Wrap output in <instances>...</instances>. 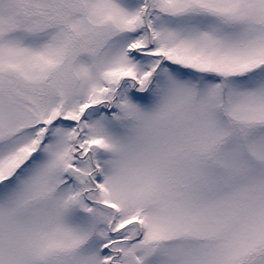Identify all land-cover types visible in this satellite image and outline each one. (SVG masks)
Returning <instances> with one entry per match:
<instances>
[{"label":"snow or ice","instance_id":"snow-or-ice-1","mask_svg":"<svg viewBox=\"0 0 264 264\" xmlns=\"http://www.w3.org/2000/svg\"><path fill=\"white\" fill-rule=\"evenodd\" d=\"M0 264H264V0H0Z\"/></svg>","mask_w":264,"mask_h":264}]
</instances>
